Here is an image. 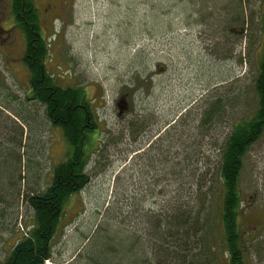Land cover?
<instances>
[{
	"label": "rangeland",
	"instance_id": "374dc122",
	"mask_svg": "<svg viewBox=\"0 0 264 264\" xmlns=\"http://www.w3.org/2000/svg\"><path fill=\"white\" fill-rule=\"evenodd\" d=\"M260 6L261 0H74L58 14L45 34L47 73L53 85L83 88L95 129L87 182L68 200L44 264H95L110 245L119 248L114 240L129 236L139 237L142 257L157 264L150 256L153 222L178 207L194 218L189 252L225 264L218 160L232 120L256 108ZM19 56L22 68L11 70L13 60L4 64L0 53V264L32 227L27 198L50 185L53 168L69 153L61 127L43 103L28 98L29 73ZM209 106L217 107L215 116L203 120ZM242 161L243 262L264 264V132ZM205 199L210 225L203 235L194 216Z\"/></svg>",
	"mask_w": 264,
	"mask_h": 264
},
{
	"label": "trees",
	"instance_id": "16d2710c",
	"mask_svg": "<svg viewBox=\"0 0 264 264\" xmlns=\"http://www.w3.org/2000/svg\"><path fill=\"white\" fill-rule=\"evenodd\" d=\"M201 6L204 8L203 4ZM260 10L258 18L261 31L259 69L252 83L255 94L258 96L256 108L252 115L232 120L230 131L224 136L220 148L221 156L218 160L217 169L221 184L218 215L223 227L227 254L222 261L225 264H244L243 245L245 242L238 226V217L242 210L238 180L244 155L264 132V0H261ZM40 49L43 54H47V43L45 42ZM32 74L33 76L40 75L38 69L36 72L32 71ZM51 85V89L42 90L40 99L49 116L61 127L69 153L66 160L53 168L50 185L41 193H32L27 198L33 208L32 227L11 245L9 254L1 264H44L47 259H50L52 257L50 242L59 226L58 223L64 214L65 206L71 196L81 191L80 189L87 182L88 174L84 169L88 161L87 144L92 145L93 143L89 135L95 129V123L91 121L88 104L84 102V90L81 87L69 85L68 87H62L59 84ZM216 110L217 107L209 106L208 114H204L202 119L209 121L212 115L210 113L214 112L215 116ZM205 124L207 123L204 122L203 125ZM201 187V185L198 186L199 189ZM200 194L205 195L206 190L202 189ZM197 207L194 228L198 229L195 228V232L202 231L204 235L210 225L209 202L205 199ZM193 219L190 212L183 207H178L177 212L162 214L153 222L154 229L151 228V235L154 236L155 243L153 248L151 247L150 256L157 264H170V259L173 260V264H208L203 251L190 253L188 250L190 244L193 249L195 247L189 239V228H187ZM161 238L164 243L158 246L157 242ZM208 240L206 239L205 242L207 243ZM115 241L119 243V248L110 245L102 252V259L95 264H113L110 261L115 258L109 255L111 253L116 254L118 260L114 264H148L150 259L142 257L145 252H143V243L139 237L129 236L126 242L123 239H116L114 243Z\"/></svg>",
	"mask_w": 264,
	"mask_h": 264
},
{
	"label": "flooded vegetation",
	"instance_id": "af4514ba",
	"mask_svg": "<svg viewBox=\"0 0 264 264\" xmlns=\"http://www.w3.org/2000/svg\"><path fill=\"white\" fill-rule=\"evenodd\" d=\"M73 1L40 0V6L39 0H9L8 6L4 0H0V53L6 55L4 64L13 60L11 70L13 67L22 68L16 57L17 53L20 55L21 64L28 70L27 82L33 92V96L27 95L28 98L41 102L42 90L52 88L53 77L46 69L47 54H43L40 48L46 42L45 34L49 29L53 32L58 14L70 8ZM37 69L40 75L33 76L32 71L36 72Z\"/></svg>",
	"mask_w": 264,
	"mask_h": 264
}]
</instances>
